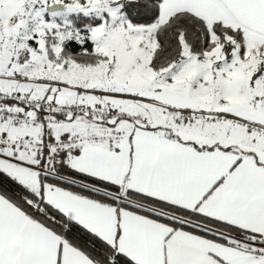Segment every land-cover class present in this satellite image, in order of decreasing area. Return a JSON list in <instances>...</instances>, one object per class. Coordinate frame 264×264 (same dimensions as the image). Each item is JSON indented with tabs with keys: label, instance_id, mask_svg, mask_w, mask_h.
Listing matches in <instances>:
<instances>
[{
	"label": "snow or ice",
	"instance_id": "1",
	"mask_svg": "<svg viewBox=\"0 0 264 264\" xmlns=\"http://www.w3.org/2000/svg\"><path fill=\"white\" fill-rule=\"evenodd\" d=\"M0 264H264V0H0Z\"/></svg>",
	"mask_w": 264,
	"mask_h": 264
}]
</instances>
